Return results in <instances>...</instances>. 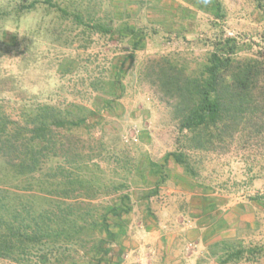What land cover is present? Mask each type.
Masks as SVG:
<instances>
[{"label": "rangeland", "instance_id": "374dc122", "mask_svg": "<svg viewBox=\"0 0 264 264\" xmlns=\"http://www.w3.org/2000/svg\"><path fill=\"white\" fill-rule=\"evenodd\" d=\"M5 3L18 12L39 6L50 19L28 57L30 39L0 41V123L8 116L15 130L44 106L70 123L52 128L41 173L12 174L0 159L2 233L9 238L14 226L21 252L0 264H142L129 260L127 238L116 247L119 230L158 239L197 220L208 245L187 246L196 264H264V69L228 127L207 130L206 148L189 150L193 174L170 156L186 132L161 81L207 76L216 51L235 60L227 76L264 67V0ZM53 78L51 90H29ZM37 227L47 236L31 240Z\"/></svg>", "mask_w": 264, "mask_h": 264}, {"label": "trees", "instance_id": "16d2710c", "mask_svg": "<svg viewBox=\"0 0 264 264\" xmlns=\"http://www.w3.org/2000/svg\"><path fill=\"white\" fill-rule=\"evenodd\" d=\"M223 59L216 51L212 55L211 66L207 67L208 73L205 77L188 78L182 74L179 77L163 74L161 77L167 93L178 99L174 112L179 122L180 132H186L182 146L172 152L170 156L191 174L194 173V170L189 163V150H204L206 148L204 136L207 130H209L207 134H210V130L228 127L226 121H228L230 113H233L234 109L239 106L240 100L244 103L253 89H256L254 78L260 76L264 69L263 66L258 65L240 66L238 72L227 76L226 72L233 65L232 63H235V60L228 56L225 60ZM226 77L231 80H226ZM21 118L20 125L15 130H12L10 124L7 123L8 116H5V122L0 123V159L4 160L7 169L12 174L35 176L37 173H41L52 149L51 143L54 136L52 128L55 126L62 130L70 122L63 112L49 106L42 107L38 114L27 112ZM71 123L74 125L76 122L73 120ZM37 143L42 144L43 147L39 149ZM63 150L62 143L59 155L65 153ZM2 209L4 208L0 204V258L5 259L16 254L14 252L20 249V242L13 233L14 226L11 228L12 235L7 239L4 238ZM90 226L93 230L97 229L95 222ZM37 228L35 234L30 233L31 240L36 239L39 233L44 234L40 240L45 238L47 230L41 227ZM20 254L19 250L18 255Z\"/></svg>", "mask_w": 264, "mask_h": 264}, {"label": "crops", "instance_id": "0c3cea01", "mask_svg": "<svg viewBox=\"0 0 264 264\" xmlns=\"http://www.w3.org/2000/svg\"><path fill=\"white\" fill-rule=\"evenodd\" d=\"M188 213L191 216L190 210H188ZM197 221L195 223L192 222L193 227H177V231H174L173 226H171V232L164 233L158 239L154 233L150 236H145L142 232L130 233L129 231L124 232L119 230L115 244L116 247H121L123 241L127 238L128 242L126 245H123V248L125 252H128L129 260L135 258L142 264H196L198 254H192L190 251H187V246H195V244L199 246V240L201 245H208V237L200 234L207 227L201 224V222L199 224ZM140 222L142 223L143 221ZM131 246H133V249ZM147 248L153 249L148 250ZM117 251L120 254L121 252L123 253V250ZM120 256L119 260L121 262Z\"/></svg>", "mask_w": 264, "mask_h": 264}, {"label": "clouds", "instance_id": "9594fccd", "mask_svg": "<svg viewBox=\"0 0 264 264\" xmlns=\"http://www.w3.org/2000/svg\"><path fill=\"white\" fill-rule=\"evenodd\" d=\"M0 4L7 9L6 15H0V41H4L5 36H15L18 39L28 38L31 44L25 57H28L33 48H38L41 44V37L43 36L42 25L46 24L50 17L46 16L43 9L39 6L36 9L27 10L23 12L16 11L15 4H7L5 0H0ZM32 68L31 63L28 64ZM56 85V80L51 81L40 80L34 87L29 90L36 92L37 90L48 91Z\"/></svg>", "mask_w": 264, "mask_h": 264}]
</instances>
